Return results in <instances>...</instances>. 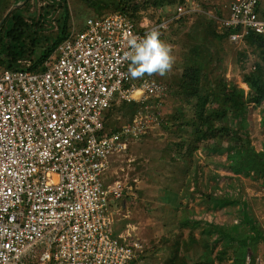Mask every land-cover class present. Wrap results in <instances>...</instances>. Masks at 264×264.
<instances>
[{
  "label": "built area",
  "instance_id": "built-area-1",
  "mask_svg": "<svg viewBox=\"0 0 264 264\" xmlns=\"http://www.w3.org/2000/svg\"><path fill=\"white\" fill-rule=\"evenodd\" d=\"M183 7L178 19L190 12ZM218 22L234 31L231 42L264 36V0H233ZM168 24L89 18L44 71L0 68V264H131L144 252L130 232L113 234L119 210L110 206L132 187L102 176L147 132L150 116L140 111L110 134L104 116L113 103L164 95L155 80L128 75V53L146 32L162 39Z\"/></svg>",
  "mask_w": 264,
  "mask_h": 264
},
{
  "label": "rangeland",
  "instance_id": "rangeland-1",
  "mask_svg": "<svg viewBox=\"0 0 264 264\" xmlns=\"http://www.w3.org/2000/svg\"><path fill=\"white\" fill-rule=\"evenodd\" d=\"M186 1L187 4L183 7L178 0H160L159 11L151 8L141 13L143 19L140 22L149 25L154 24L159 18L167 20L170 24L173 19H178V7L190 11L187 14L201 12L203 16L199 17L200 19L194 16L183 27L168 24L170 28L164 32L162 40L172 45L174 62L169 72L164 76L145 74L143 77L133 79L136 83L143 79H153L163 86L165 93L163 97L158 98L156 105L152 106L148 114L151 122H148L149 128L145 139L139 143L129 144L128 151L114 156L111 168L102 176L103 182L120 180L132 187L130 196L126 194L124 197L127 208L114 215L115 225L112 228L116 229V223H119L120 227L125 225L124 228L131 232L132 237L141 241L144 253L138 264H165L172 258L175 245L180 244L183 252L182 245L191 235L208 243L210 248L214 249L215 257L223 245L217 240L218 233L214 232L212 237L209 236V224L234 236L249 233L252 226H255L264 235L263 178L236 176L227 170L226 154L215 156L197 151L195 169L186 176L179 175V178L174 180L163 170L160 172L155 169V164L151 160L152 155L148 156V149L151 146L165 147L171 139V133L163 128L165 122L162 123L160 118L175 111V107L179 105L173 95L174 80L181 75L185 61L197 59L208 70L210 79L233 82L245 91L249 88L243 82V74L252 70L259 61L255 50L244 42H231L216 36L222 33V30L217 21L214 19L213 23L209 17L218 16L222 19L233 0ZM49 2L50 0H31L27 7H24V4L19 10L26 16H36L39 14V8ZM67 2L72 14L71 32L82 31L89 18L113 14L110 9H103V14L99 16L82 0ZM149 15H154V18ZM55 16V13L50 15L53 26ZM199 21L203 24H199ZM49 24L51 25L50 22ZM187 113V119L191 120L193 113L189 111ZM245 117L252 145L257 151H262L264 126L261 123L260 108L249 105ZM113 119L118 125L127 124L119 116L115 115ZM183 130L185 128H182ZM151 171L156 174H151ZM179 186L181 192L177 190ZM185 193L190 196L182 197L181 195ZM208 195H211L213 200H210ZM186 206L190 220L183 226L179 224V219ZM127 224L129 226L126 227ZM233 255V248H229L228 258L217 264H234ZM252 261L255 264H264V240L258 242L254 250H250L247 264H251Z\"/></svg>",
  "mask_w": 264,
  "mask_h": 264
},
{
  "label": "trees",
  "instance_id": "trees-1",
  "mask_svg": "<svg viewBox=\"0 0 264 264\" xmlns=\"http://www.w3.org/2000/svg\"><path fill=\"white\" fill-rule=\"evenodd\" d=\"M23 1L25 0H0V22L3 21L11 6ZM30 1L28 0L24 7H27ZM82 1L86 2L87 6L99 16L103 14V9H110L111 13L124 15L136 23L143 19L141 14L143 11L151 8L159 11L161 6L160 0ZM185 2L186 0H178L180 5H184ZM53 13L56 14L53 20L56 27L50 19ZM149 16L154 18V15ZM194 16L199 18L203 14L201 12L185 14L179 19H173L169 25L183 27ZM209 19L215 23L212 17ZM162 20L159 18L155 24L161 23ZM170 26L163 31L168 30ZM71 31L72 14L67 0H50L48 4L39 8V14L36 16H26L21 14L19 9H14L0 27V68L28 70L36 73L44 71L45 62L71 35ZM233 32L231 29H225L216 36L229 41ZM244 43L253 48L259 58L253 69L243 74V82L249 88L247 91L233 82L210 79L208 70L197 59L195 61L191 58L184 62L183 71L174 80L173 88V95L177 98L179 105L175 107V111L160 118L162 123L165 122L162 125L163 128L171 133V139L165 147L151 146L148 149V156L152 155L151 160L155 164V169L160 172L163 170L174 180L179 178V175L186 176L195 169L197 151H203L215 156L226 154L227 170L236 176L264 179V147L262 151H257L252 145L245 117L248 106L254 105L261 110V123L264 126V36L252 32L244 39ZM157 100L159 99L150 98L145 103H113L104 116V132L110 134L121 129L122 126L116 124L117 122L113 119L115 115L124 119V123H129L140 111L150 114ZM144 104H148L149 108L145 109ZM187 111L193 113L191 120L187 119ZM182 128L185 130L182 131ZM146 136L147 132L141 136L140 141H131L130 145L141 142ZM150 173L156 174L154 171ZM177 190L182 191L180 186ZM181 196L189 197L190 194L185 193ZM208 198L213 200L211 195H208ZM187 208V206L183 208L184 213L179 219V224L183 226L190 220ZM208 228L209 236L212 237L214 232L218 233L217 240L223 245L215 257H213L214 249L210 248L208 243L197 240L194 235H191L182 245L183 252L180 244L175 245L172 258L165 264H217L228 258L229 248H233L234 251V264H247L250 250H254L256 244L264 240V235L255 226H252L249 233L239 236L223 232L211 224ZM143 253L131 264H138ZM251 264L255 262L252 261Z\"/></svg>",
  "mask_w": 264,
  "mask_h": 264
},
{
  "label": "clouds",
  "instance_id": "clouds-1",
  "mask_svg": "<svg viewBox=\"0 0 264 264\" xmlns=\"http://www.w3.org/2000/svg\"><path fill=\"white\" fill-rule=\"evenodd\" d=\"M130 43L128 75L133 79L145 74L164 76L171 70L174 62L172 45L162 40L158 31L146 32L138 42Z\"/></svg>",
  "mask_w": 264,
  "mask_h": 264
},
{
  "label": "crops",
  "instance_id": "crops-1",
  "mask_svg": "<svg viewBox=\"0 0 264 264\" xmlns=\"http://www.w3.org/2000/svg\"><path fill=\"white\" fill-rule=\"evenodd\" d=\"M227 15V14H226ZM211 16V15H210ZM224 17H226V16H224ZM213 18V17H212ZM213 19H215L217 22L216 23H218L219 24V22H218V19H220L218 16H216V17H214ZM122 201V200H121ZM121 201H114L112 204H111V206H110V209H111V211L114 213L115 211H118L119 210V213L121 212V211H123V210H126V208H127V202H126V200L125 199H123V201L121 202ZM114 214H116V213H114ZM116 216H118V215H116ZM125 218H127V216H125ZM120 220V219H119ZM123 219H121V221H122ZM118 224L119 223H116V229H113V234L115 235V236H117V235H120V234H122V233H126V231H128V232H130L128 229H126V228H124V226L125 225H122V227H120V226H118ZM114 225H115V223H114ZM127 226H129L128 224L126 225V227ZM131 233V232H130ZM132 235V234H131ZM134 238V237H133ZM138 239V238H137ZM139 240V239H138ZM140 241V240H139ZM141 242V241H140Z\"/></svg>",
  "mask_w": 264,
  "mask_h": 264
},
{
  "label": "water",
  "instance_id": "water-1",
  "mask_svg": "<svg viewBox=\"0 0 264 264\" xmlns=\"http://www.w3.org/2000/svg\"><path fill=\"white\" fill-rule=\"evenodd\" d=\"M28 0L23 1L21 4H17L15 6H13L8 13L6 14V16L4 17L3 21L0 23V27L3 24L4 20L6 19V17L14 10V9H19L21 6H23Z\"/></svg>",
  "mask_w": 264,
  "mask_h": 264
}]
</instances>
